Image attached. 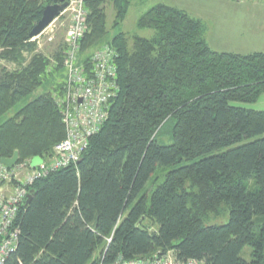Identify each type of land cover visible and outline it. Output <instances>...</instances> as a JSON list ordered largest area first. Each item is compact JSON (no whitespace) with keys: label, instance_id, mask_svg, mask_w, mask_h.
<instances>
[{"label":"trees","instance_id":"trees-1","mask_svg":"<svg viewBox=\"0 0 264 264\" xmlns=\"http://www.w3.org/2000/svg\"><path fill=\"white\" fill-rule=\"evenodd\" d=\"M61 1L0 0V61L17 66H0V117L45 83L50 60L30 33L45 8ZM107 1L113 27L125 20L131 0H87L81 52L105 44L116 50L119 94L79 163L33 185L6 264H113L170 251L179 261L264 264V111L232 105L264 94V52L214 51L201 21L165 4L137 20L139 29L154 30L152 39L122 32L108 38ZM64 48L54 56L58 69ZM62 87L0 126V160L44 157L64 140L55 102ZM170 121L173 143L162 146L157 138ZM173 166L145 193L159 169ZM224 208L227 224L204 226ZM246 247L250 261L242 257Z\"/></svg>","mask_w":264,"mask_h":264},{"label":"built area","instance_id":"built-area-1","mask_svg":"<svg viewBox=\"0 0 264 264\" xmlns=\"http://www.w3.org/2000/svg\"><path fill=\"white\" fill-rule=\"evenodd\" d=\"M245 3L249 0H230ZM251 1V0H250ZM264 1V0H262ZM67 8L37 38L61 21L68 20L63 53L64 81L61 95L55 102L62 114L65 138L50 154L40 157L42 163L32 167V159L18 161L9 168L0 160V264H6L16 252L20 230L16 226L19 213L25 208L32 187L50 174L75 166L90 142L107 122L112 101L118 96V54L112 46H104L81 58V41L88 27L87 0H66ZM108 242L111 239L107 240ZM113 264H207L203 260L179 261L170 251L150 259L117 261Z\"/></svg>","mask_w":264,"mask_h":264},{"label":"rangeland","instance_id":"rangeland-1","mask_svg":"<svg viewBox=\"0 0 264 264\" xmlns=\"http://www.w3.org/2000/svg\"><path fill=\"white\" fill-rule=\"evenodd\" d=\"M250 1V0H249ZM158 3H165V4H173L178 7H188L190 4V0H131V5L129 7L128 13L126 15L125 20L121 25L114 28L113 22L115 18V9L111 2H106L105 4V12L107 15V28L109 30L108 38H112L113 36L117 35L118 33L124 32L127 33L129 38L133 36H138L142 38L152 39L155 36L154 30L151 29H139L137 27V20L138 18L143 15L146 11H148L153 6L157 5ZM247 9L244 8H226L220 10L219 12L223 15V27L220 28L218 33L216 32V27L214 25V19L207 17L208 12L207 10L203 9L202 7L192 8L193 15H197L199 17H203V20L206 21L208 27H211L212 31H210L208 36L212 39V45L210 46L214 51L217 52H233V53H240V54H249L253 52H264V46H236L239 42L241 35H237L236 31L238 27L241 30H245L243 24L240 21L231 18L234 13H245ZM69 22L68 20L65 22L64 26L61 25V21L57 22L56 25L53 26L51 32L50 30L47 31V35H43L37 42V52L43 54L50 60V66L46 72V81L45 83L37 89L32 95L28 98L23 100L18 106L7 112L5 115L0 117V126L3 125L7 120L14 117L15 114L29 102L35 100L39 96L52 92L57 86L62 85L63 78H64V68L58 69L59 60H57L54 56L61 51L65 44V37H66V30L68 28ZM243 33V32H242ZM259 37V36H258ZM131 44V43H130ZM223 45V46H222ZM104 46H109L108 44L100 45L97 48L89 49L88 53L90 54ZM63 51L61 52V55ZM83 54L81 58L85 56ZM28 59V53H25ZM0 66L5 68L8 71H13L17 68L14 63H7L5 61H0ZM53 93V92H52ZM233 106L242 107L257 111H264V94L259 98V100L255 103L245 104V103H233ZM174 127V121H170L167 123L164 128L162 129L161 133L159 134L157 140L158 143L162 146H169L173 143L172 139V132ZM228 149L225 148L215 154H220L226 152ZM177 166L168 167L159 169L155 176L150 180L148 183L145 193L149 194L153 189L157 186L162 184L165 180V176L168 174L169 171L173 170ZM229 221V211L224 208V210L219 215L211 214L204 219V226L211 227V226H221L227 224ZM147 225L148 222L146 223ZM151 231L155 230V227L150 229ZM251 247H246L242 253V257L245 260H251Z\"/></svg>","mask_w":264,"mask_h":264},{"label":"crops","instance_id":"crops-1","mask_svg":"<svg viewBox=\"0 0 264 264\" xmlns=\"http://www.w3.org/2000/svg\"><path fill=\"white\" fill-rule=\"evenodd\" d=\"M158 4H165V3H158ZM165 5H169L172 7H176L180 10H183L190 17L201 21L205 27L204 40L209 47L213 46L212 39L210 36H208L209 35L208 33L212 31V29L211 27H208L206 21L203 20V17L193 15L192 8L202 7L203 9L207 10L208 12L207 17H210L215 21L214 25L217 29L216 30L217 33L220 30V28L223 27V22H222L223 15L219 12L220 10L226 8L247 9L245 13L242 12L234 13L231 16L232 20L235 19L240 21L245 29V30H241L238 27L236 33L237 35H241L242 37H240L239 42L236 44V46H264V1L262 0H251L245 3H236L230 0H190V4L188 7L187 6L178 7L173 4L172 5L165 4ZM236 54H240V53H236ZM242 55H246V54H242Z\"/></svg>","mask_w":264,"mask_h":264},{"label":"water","instance_id":"water-1","mask_svg":"<svg viewBox=\"0 0 264 264\" xmlns=\"http://www.w3.org/2000/svg\"><path fill=\"white\" fill-rule=\"evenodd\" d=\"M67 8V2H63V0L59 4L49 5L45 8L43 12V16L41 20L34 27L32 32L30 33V39L37 38L40 34H42L54 21L57 19L60 14ZM19 161L18 153H15L11 159H3L2 163L9 168H13L17 162ZM42 163V159L40 157H35L32 159L31 166L36 167L37 165ZM34 190L31 191V194L28 196L25 207H28L33 200ZM123 258L120 257L119 261H122Z\"/></svg>","mask_w":264,"mask_h":264}]
</instances>
